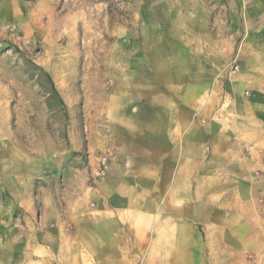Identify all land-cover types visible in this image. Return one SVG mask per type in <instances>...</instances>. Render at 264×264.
Segmentation results:
<instances>
[{
  "label": "rangeland",
  "instance_id": "obj_1",
  "mask_svg": "<svg viewBox=\"0 0 264 264\" xmlns=\"http://www.w3.org/2000/svg\"><path fill=\"white\" fill-rule=\"evenodd\" d=\"M16 2L0 4L14 25L0 45V167L47 172L0 177V264H264V26L231 27V0ZM189 47L207 58H181ZM242 71L250 82L235 83ZM177 110L229 127L202 134L200 171L173 184L169 164L145 169L146 131ZM103 180L134 184L129 208L103 206Z\"/></svg>",
  "mask_w": 264,
  "mask_h": 264
},
{
  "label": "crops",
  "instance_id": "obj_2",
  "mask_svg": "<svg viewBox=\"0 0 264 264\" xmlns=\"http://www.w3.org/2000/svg\"><path fill=\"white\" fill-rule=\"evenodd\" d=\"M180 1V0H179ZM185 0H182V2ZM195 1V0H194ZM233 3V7H231V21L230 26L234 28H243V27H254L255 30L258 26H264V0H231ZM13 5L16 4V0H0V4H8ZM6 10L4 7L0 6V12L3 11V16L6 15ZM185 11V10H184ZM189 13V12H188ZM185 14V13H184ZM13 14H10L12 17ZM184 22L182 26H190L193 25L197 27V23H195V19H191L190 16L184 15ZM2 19V18H1ZM0 19V24L4 25L9 23L6 19ZM20 20V19H19ZM180 25V23H178ZM2 36L5 37L4 33ZM250 42H257L260 38L249 37ZM177 44L182 43V46L186 43L185 40H177ZM181 45V44H180ZM247 49L246 43H244L238 53V56H242ZM186 55L187 59H192V61H198L204 59L203 57L207 58L206 56H202L198 54V51L189 47V49H184L183 53L180 54L181 58ZM184 62V61H183ZM188 68L192 69L191 65H188ZM189 71V69L187 70ZM181 74L186 72L184 63L180 68ZM252 74L251 71H242L241 73L235 75L233 78L236 82L239 83H247L250 80L248 79V75ZM229 78V81L224 84L223 91L225 94L231 98L230 93L234 88H236L234 84V80ZM177 90L183 86V82L176 84ZM238 87V86H237ZM181 91V90H180ZM183 91V90H182ZM183 97L182 100L184 101V93L180 95ZM226 96V95H225ZM217 99V98H216ZM220 100V99H218ZM226 100V97H225ZM231 100V99H230ZM184 103V102H183ZM174 103L168 102L167 107L173 108ZM190 107H197V104L193 103L192 105H188ZM200 106V105H199ZM153 120L151 121V123ZM227 129L229 124L226 120L222 118H216V120H212L210 122L202 123L200 118H196L194 114L192 116H186L179 113V110L175 114H172L168 111L167 114L161 116L160 118V130L153 131L152 127L149 131H146V134L150 135V140H148V144L146 145L148 157V165L145 169L151 172L149 175L151 178L155 179L158 177V173L162 170L163 164H169L168 167H163V169H167L171 171L170 179H172L173 184H175L176 180H183V172L184 170L192 171H200L201 162H202V134L209 135L210 138H215L219 129ZM210 147H213V143L209 144ZM207 146V145H206ZM212 151V149H211ZM215 152V151H212ZM210 152V153H212ZM213 154V153H212ZM209 156H215L208 153ZM213 160V158L209 159V161ZM131 161H128V164ZM30 160H26L22 163L21 169L18 170L17 173H11L10 171L6 170L5 168L0 167V177L2 180H5L7 185L8 182L17 181V184L20 185L24 182L25 185H30L31 181L41 175L45 170H38L39 167L34 166ZM94 167L95 163L93 161ZM123 167V166H122ZM3 171V173H2ZM24 171V173H20ZM124 174V173H123ZM125 175V174H124ZM122 176L121 179H124L125 176ZM134 184H124L120 181H114L113 184L109 181L106 182L105 180L102 181L101 187L102 193H99L97 196L98 200H102L103 206L106 203H110L112 206H115L120 201L121 204H125L126 208H129L131 205V200L128 197V189ZM26 197H17L16 203L19 206L30 214L33 211V201L30 195ZM108 208V206L106 207ZM110 209H113L109 207ZM31 215V214H30ZM39 249V248H38Z\"/></svg>",
  "mask_w": 264,
  "mask_h": 264
},
{
  "label": "built area",
  "instance_id": "obj_3",
  "mask_svg": "<svg viewBox=\"0 0 264 264\" xmlns=\"http://www.w3.org/2000/svg\"><path fill=\"white\" fill-rule=\"evenodd\" d=\"M13 32L14 25L12 23L0 24V45L2 44V40L9 39ZM2 33H4L5 37L2 36ZM104 161V159L101 160L102 163H104ZM98 171L96 172L97 174L99 173Z\"/></svg>",
  "mask_w": 264,
  "mask_h": 264
}]
</instances>
